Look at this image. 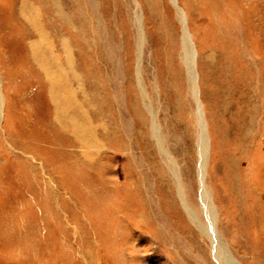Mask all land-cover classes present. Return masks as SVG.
<instances>
[{
  "label": "rangeland",
  "instance_id": "374dc122",
  "mask_svg": "<svg viewBox=\"0 0 264 264\" xmlns=\"http://www.w3.org/2000/svg\"><path fill=\"white\" fill-rule=\"evenodd\" d=\"M202 185L264 264V0H0V264H232Z\"/></svg>",
  "mask_w": 264,
  "mask_h": 264
},
{
  "label": "bare ground",
  "instance_id": "6f19581e",
  "mask_svg": "<svg viewBox=\"0 0 264 264\" xmlns=\"http://www.w3.org/2000/svg\"><path fill=\"white\" fill-rule=\"evenodd\" d=\"M182 55H183L182 56L183 62L185 63V65L189 69L188 73L190 72V77L192 76V78L196 79L195 76H194V74H195V72H194V68H195V53H194V49H193L192 43L190 41V36L188 35L186 29L183 30V54ZM200 115H202V114L200 113ZM202 116H200V125H201V129H202V133H201L200 140H201V143H202V152H201V155H202V164H203L204 163V160H205V156H206L205 154H207L206 151H207V148H208V135H207V132L205 130L206 125H204L205 122L202 119ZM79 131H80V129H79ZM93 143H96V142H93ZM202 173H203V167L201 166L200 167L201 177H202ZM201 196H202V201H203L204 205L206 206V211H208V219H209L208 222L209 223L208 224H205V225L204 224H199V225H201V227L203 228V230L206 232V234L211 239L212 244H213V247L215 248V251H216V255L219 258H221L223 262L225 261L226 263H232V261H231L230 257L228 256V254L226 255V252H225V250H224V248L222 246V243L220 242V239L217 237L218 235H217V232L215 230V227H214V224H213V221H212L211 211L208 210V208H207V202L209 201V198H208L209 196H208V193H207L206 189L203 187V185H202V189H201ZM190 213L192 214V212H190ZM192 217H194V216L192 215Z\"/></svg>",
  "mask_w": 264,
  "mask_h": 264
}]
</instances>
